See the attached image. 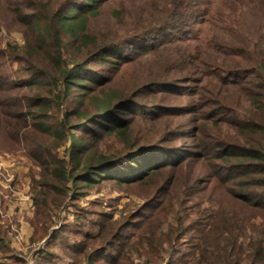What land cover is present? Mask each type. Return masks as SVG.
Instances as JSON below:
<instances>
[{
  "label": "rangeland",
  "instance_id": "obj_1",
  "mask_svg": "<svg viewBox=\"0 0 264 264\" xmlns=\"http://www.w3.org/2000/svg\"><path fill=\"white\" fill-rule=\"evenodd\" d=\"M221 1L215 9L223 7L226 0ZM48 2L0 0V211L5 219L0 226L13 230V240L24 244L21 226L28 222L33 227L35 191L46 193L48 189L41 185L47 183L51 186L48 236L33 247L36 252L48 248L55 256L50 264L70 262L64 248L50 246L64 241L70 246L88 244L90 253L98 249L100 257L93 264H119L107 244L118 243L117 232L133 242L131 250H125L124 264H186L183 255L195 264L190 254L202 219L217 200L232 208L229 192L257 178L241 175L239 162L227 156L264 152V71L256 76L242 60L228 58L223 63L226 36L209 23L192 41H185V33L171 31L139 35L137 13L155 9L153 0H107L76 40L57 33V12L63 13V1L50 7ZM129 12L136 18L130 19ZM83 34L93 45L108 50L99 61L73 66L71 60L82 55ZM168 38L184 42L166 44ZM60 44L63 57L57 58ZM202 51L209 59L200 67ZM66 64L72 77L64 82L61 74ZM75 78L68 95L73 115L63 132L59 129L67 100L62 92ZM114 90L119 95L113 101L123 103L121 110L101 124L78 127L81 119L75 112L93 110ZM118 123L121 133L104 132ZM69 132L83 137L87 146L80 169L71 161L76 146ZM124 132L147 148L134 157L160 166L157 174L124 182L128 171L125 163H118L98 169L102 177L96 173L79 179L93 157L122 155ZM58 170L66 171L61 179L56 177ZM71 174L78 175L75 181ZM91 179L97 181L89 185ZM251 189L256 197L249 200H257L262 191L254 183ZM139 229H143L140 234ZM98 233L100 237L90 239ZM142 234L162 244L150 246L141 241ZM173 234L179 237L171 244L168 236ZM28 259L26 264H34L31 255Z\"/></svg>",
  "mask_w": 264,
  "mask_h": 264
},
{
  "label": "trees",
  "instance_id": "obj_2",
  "mask_svg": "<svg viewBox=\"0 0 264 264\" xmlns=\"http://www.w3.org/2000/svg\"><path fill=\"white\" fill-rule=\"evenodd\" d=\"M60 1H63L62 4L64 5V9L63 13L57 12V33L60 36L65 33L76 40L80 33L87 32V22L89 18L97 16L99 10L101 12L103 4L107 0H49L47 5L49 7L52 5L55 6ZM153 1L156 5L155 9H143L137 13L139 21H135L136 28L142 29L140 30L141 32H138L139 35L144 33L161 34L163 31H171L173 34L185 33L184 35H188L185 41H192V39H199L193 38L194 34L196 32L201 33V27L209 23L214 30L217 29L222 35L226 36L223 42L228 49L226 48L223 53V55L227 56L225 59H222L223 63H225L228 58L236 62L242 60L246 61L247 66L252 68L250 73H257L256 76L264 71V26H262L264 25V0L258 1L257 4L259 5L257 8L256 0H226L223 2V7H218L216 9L217 0ZM123 11V9L119 10L118 14H123ZM126 14L130 15V19L131 17L132 19L136 18V15L131 16L130 12ZM256 17L259 19L257 24ZM182 40L181 38H168L166 44H171L175 41L184 42ZM83 41L85 44L83 43L82 48L79 50L82 54L81 58L80 60L73 58L70 62L73 66H76V63L79 61L83 62L84 65L99 61L100 55L106 53L108 50L93 45L89 36L86 34H83ZM211 41H213V39ZM217 43H220L219 38H217ZM118 47L119 46L115 47V50L118 49ZM62 48H64L63 44H60L56 48L58 50L57 58L63 57ZM207 59H209V55L205 51H202L198 58L197 65L203 67ZM212 61L215 65L214 67H219V64L215 62L214 59H212ZM192 66H194V62ZM247 66L243 68L242 72L246 70ZM66 68L67 64L61 74V76L65 75V78H63L64 82L68 77H72V71H67ZM233 70H235V68H233ZM189 72L192 73L191 70H189ZM72 81L77 82V79H71L67 84L66 92H62L67 100V103L64 105V123H62L59 129L63 132H67V122L69 123V119H71L73 115V105L68 103L69 87L74 84ZM261 88L264 89V83L261 85ZM118 95L119 92L114 90L112 95H105L103 101L98 100L93 110L86 109L83 113L75 112V115H78L81 119V122H79L77 126L85 127L95 121H100L99 123L101 124L106 117L120 111L123 103H120L119 100L113 101L114 96ZM105 129L106 128H104L105 133H121L122 124L118 123V125L113 128ZM69 134L72 136L73 145L76 146L75 152L71 153V161L74 162V164L76 163V169H80V159L87 146L83 141V137L75 136L71 132H69ZM128 137L126 132H124L122 137L124 141L122 155L118 157L102 156L101 158L97 157L98 159L93 157V159L82 168V174L79 175V179L96 173L97 177H102L100 173H98V169L103 171L118 163H125L124 165L126 166L124 167L127 169L126 171H128L125 173V176L123 175L125 178H123L124 180L122 179V181L124 182H126L127 180L125 179L129 177L132 181L139 182L155 176L160 166H155V164H151V162H139L134 156L140 152H145L147 148L139 147L136 141ZM227 157H230L228 160L233 159L239 162L237 165L241 168V175L244 177L256 175L257 178L256 180L243 182L238 186V191L229 192L231 205L233 204L231 206L232 208L225 207L223 203L217 200L212 212L203 218L202 223H200L201 226L198 239L192 248L193 251L190 257L193 255L195 256V264H264V152H259V150L252 153L229 152ZM246 162L252 164L248 165ZM64 173L66 174L65 170H58L56 171V177L61 179L63 175H65ZM105 173H108V170ZM77 176L71 174L70 177L75 181ZM95 181L97 180L91 179L88 181V184L91 185V183ZM253 183L260 188L262 195L259 196L257 200L252 201L249 200L251 196L254 195V197H256L255 190L251 189ZM42 186L48 190L46 193H42L40 190L35 191L36 214L32 222L34 227V234L31 238L32 242H40L48 236L47 230L50 218L48 202L51 186L47 183H44L41 187ZM175 211L178 212V209ZM142 231L143 229H139V234L142 233ZM164 235L163 233L161 235L163 239ZM93 237H100V234H95L91 236L90 239ZM114 237L118 238V243L114 240H107L108 247H113V252L118 256L117 260H120L119 264H124L122 261L125 257V250L132 248L131 245L133 242L129 239L130 236H123L120 232H117ZM150 237L153 236L142 234L143 239L141 241H148L147 243L150 246H160L162 244L161 241L156 238L155 240L146 239ZM178 237L179 234L168 236L171 244H173V241ZM50 246H58L65 249L70 260V262L66 264H93V262H97L100 257V251H98V249L90 253L88 244L83 242H76L73 246H70L68 241L53 242V245ZM104 252H107V250L102 251V253ZM36 254L37 256L34 264H50L55 257L48 248L38 250ZM183 259L188 261L186 264H193L191 262L192 260H189L186 255H183ZM10 261L12 264H26L22 258L18 257L9 249L6 228L0 226V264H10ZM125 264H129V262Z\"/></svg>",
  "mask_w": 264,
  "mask_h": 264
},
{
  "label": "crops",
  "instance_id": "obj_3",
  "mask_svg": "<svg viewBox=\"0 0 264 264\" xmlns=\"http://www.w3.org/2000/svg\"><path fill=\"white\" fill-rule=\"evenodd\" d=\"M4 211H6V213L9 212L7 206ZM6 219H9V217H7ZM4 220H5L4 214H2V211H0V224H2ZM21 227H22L23 237L26 239V242L24 244L22 243L21 245H19L17 244V241L13 240V238L16 236L13 230L6 228V236L7 239L9 240V249L18 257L22 258L26 263H28L29 260L28 256L31 255L34 259L36 258L37 256L36 253L38 252L39 249H37L36 252V249L33 246L39 245V242L31 241V238L33 237L34 234V227H32L28 222H23Z\"/></svg>",
  "mask_w": 264,
  "mask_h": 264
}]
</instances>
